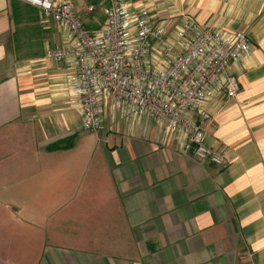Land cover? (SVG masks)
<instances>
[{
	"label": "crops",
	"instance_id": "1",
	"mask_svg": "<svg viewBox=\"0 0 264 264\" xmlns=\"http://www.w3.org/2000/svg\"><path fill=\"white\" fill-rule=\"evenodd\" d=\"M69 1L96 30L112 0ZM120 1L246 33L236 95L202 124L225 164L182 154L145 115L108 108L101 130H82L73 69L44 54L66 28L0 0V264H264V0Z\"/></svg>",
	"mask_w": 264,
	"mask_h": 264
},
{
	"label": "built area",
	"instance_id": "2",
	"mask_svg": "<svg viewBox=\"0 0 264 264\" xmlns=\"http://www.w3.org/2000/svg\"><path fill=\"white\" fill-rule=\"evenodd\" d=\"M23 1L39 10L41 23L67 30L68 43L46 47L44 54L72 67L66 85L82 130H101L108 108L127 121L145 115L177 131L182 154L224 166L223 155L205 143L202 124L214 101L236 95L230 67L248 52L245 32L205 27L190 14L160 18L120 0H112L103 24L89 30L69 0Z\"/></svg>",
	"mask_w": 264,
	"mask_h": 264
},
{
	"label": "trees",
	"instance_id": "3",
	"mask_svg": "<svg viewBox=\"0 0 264 264\" xmlns=\"http://www.w3.org/2000/svg\"><path fill=\"white\" fill-rule=\"evenodd\" d=\"M15 5H16V7H17L16 9H17L18 16H21V14H22V11H21V10H22V9H21V7H20V4H19L18 2H13V1H12V3H11L12 9H13V6H15ZM25 8H26V7H24V9H25ZM25 11H26V9H25ZM37 14H38V13L36 12V13H35V17H34L35 19L37 18Z\"/></svg>",
	"mask_w": 264,
	"mask_h": 264
},
{
	"label": "rangeland",
	"instance_id": "4",
	"mask_svg": "<svg viewBox=\"0 0 264 264\" xmlns=\"http://www.w3.org/2000/svg\"><path fill=\"white\" fill-rule=\"evenodd\" d=\"M31 5V4H30Z\"/></svg>",
	"mask_w": 264,
	"mask_h": 264
}]
</instances>
